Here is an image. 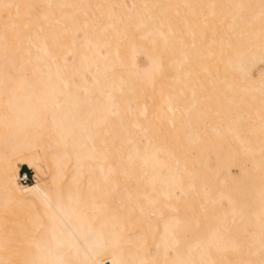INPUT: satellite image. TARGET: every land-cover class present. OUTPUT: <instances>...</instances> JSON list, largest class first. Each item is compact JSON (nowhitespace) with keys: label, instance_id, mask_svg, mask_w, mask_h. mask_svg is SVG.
<instances>
[{"label":"bare ground","instance_id":"bare-ground-1","mask_svg":"<svg viewBox=\"0 0 264 264\" xmlns=\"http://www.w3.org/2000/svg\"><path fill=\"white\" fill-rule=\"evenodd\" d=\"M213 2L154 0L146 5L143 0L133 13L134 24L142 26L141 32L153 45L147 48L138 41L128 45L127 82L119 71L111 70L115 63L109 58L108 41L98 34L78 46L74 36L60 40L67 31L61 26L42 36L28 27L17 26L10 35L0 28V110L10 117L0 116V178L4 182L0 213L12 206L25 216L16 224L23 228L15 232L20 237L18 246H12L0 263L165 264L167 258L169 264H220L217 251L236 247L238 231L248 228L253 243L264 250V184L252 188L245 182L264 178V154L256 142L241 145L249 150L241 157L220 156L222 146L216 141L195 146L196 138L184 129L193 116L195 120L206 117L207 106L195 99V114L186 112L178 126L171 115L179 108L169 101L168 121L176 126L173 137L167 133L160 138V128L153 124L159 122L158 115L155 122L144 125L132 120L137 113L129 100L136 95L134 86L160 84L164 67L158 51L154 52L160 37L172 51L184 34L199 42L212 27L219 36L212 47L181 46V52L190 54L186 58L192 57L190 66L203 64L207 71V58H202L211 51L225 53L226 35L243 36L237 23L217 24ZM231 5L236 11L242 2ZM256 6L249 20L254 38L258 36L254 28L264 15V7ZM1 11L8 13L3 7ZM178 23L176 28L183 34L173 31L172 25ZM113 33L120 37L117 29ZM260 44L264 52V36ZM233 47L236 59L229 65L254 81L246 86L241 78H234V85H224L227 92L218 105L226 117V131L238 137L240 127L229 117V105L236 103L238 90L250 97L257 91L264 93V73L249 74L257 62H264V56L247 46ZM112 52L116 62L121 61L118 49L113 47ZM119 90H124L122 98L115 94ZM138 112L144 116L147 108ZM21 164L36 171L32 182L19 181ZM216 164L236 168L238 178L225 175L220 186H213L206 172ZM193 199L200 202V216L193 210ZM257 207L263 212L261 223ZM236 222L238 229L231 231ZM148 229L157 234L151 241L154 248L146 239ZM223 256L235 257L231 251Z\"/></svg>","mask_w":264,"mask_h":264},{"label":"rangeland","instance_id":"rangeland-1","mask_svg":"<svg viewBox=\"0 0 264 264\" xmlns=\"http://www.w3.org/2000/svg\"><path fill=\"white\" fill-rule=\"evenodd\" d=\"M142 1L143 0H0V28L10 35L16 32L17 26L22 29H27L28 27L31 28L32 33L35 32L42 36L51 31H58L59 28H57V26H61L67 28V31L64 33L63 38L60 37V40L66 41L69 36H74L78 46L82 45L87 39L93 38L95 34H98L108 41L109 46L107 48L111 51L109 52V58L115 63L111 70L119 71L123 81L127 82L128 77L124 69L127 65L125 50L128 48V45L135 41L142 43L147 48L153 45L144 32H141L142 26H136L134 24L133 13H135L137 8L142 6ZM236 1L242 2V6L235 11L232 9L233 6L231 2ZM144 2H146V5H152L154 0H144ZM256 3L264 7V0H214L213 5L218 9V12H216V18L219 19L217 20V24L237 23L240 28V33L243 34V36H231L228 38L226 35L224 38L227 39L223 40V42L226 44L228 50L225 53L218 54L215 51H211L208 57L205 56L202 58V60H206L207 58V71L202 68L203 64L200 66H190L188 62L194 64L191 60L192 57L190 56L187 59L185 55L188 56L190 54L187 51L181 52V46L185 48H194L199 44V48L202 50L206 47H212L214 41L217 42L219 37L218 32L216 31L214 33L213 29H211L212 27L205 31L204 38L199 42L197 37L192 39L189 35L184 34L182 41L176 42L172 51H168L167 44L160 37L156 41V46L154 48V52L158 51L161 63L163 64L162 67H164L158 79L160 84L154 81L151 84L141 82L140 85L134 86L136 95L130 97L129 100L132 105V111H136L137 113L134 116L136 119L132 120L138 121L137 123L139 125H144L149 122H155L154 120L158 115L160 117L159 122L153 124H158L160 128L158 131L161 135L160 138L167 133L171 134L168 135V137H173V134L176 132V126H178L177 123L179 120L183 119L184 114L186 112L191 113V116L195 114L194 108H196V104L192 105V102H194L193 100L195 99L198 102L204 101L207 103L205 107L206 117L202 116L195 120V116H193L191 125L184 129L196 138V142L192 141L195 146L200 147L204 144H210L216 141L222 146L221 149H218L220 156H231V154H233L235 157H241L244 156V152L246 153L249 151L246 147L241 145L246 143L247 140H251L258 144L260 153L264 154V93L257 91L250 97L242 91L238 90L235 92L236 103L229 105L228 115L234 125L237 124L240 127L241 132L238 137L226 131L224 124L226 122V117L222 114L223 111L218 109V105L224 101V92H227L224 88L225 84L234 85V78H237V80L241 78L243 84L246 86H250L254 83V81L246 75L240 76L237 68H233L232 65H229L236 59L233 45L237 47L247 46L255 51L257 55L260 54V56H264V52L259 49L262 36H264V15L261 16V20L254 28L258 32L257 38H254L251 34L254 30L249 29V20L252 16V11L257 7ZM226 4L227 6L225 7ZM2 7L8 11L7 14L2 13ZM228 8L231 9V11L229 10L225 15L226 9ZM199 10L201 11V9ZM196 11L197 16H199L201 12H199L198 9H196ZM46 13L49 14L47 15ZM182 13L184 12L182 11ZM189 14L188 12L185 13L188 20H190ZM60 18H63V23L56 20ZM177 26H180V23L172 25L173 31L175 33H182L181 28L177 29ZM113 29H117L120 37H117L113 33ZM16 34L19 36L18 32ZM113 47L117 48L122 54L121 61L119 62H116V58L112 52ZM56 51L57 53L59 52L57 49ZM98 57L101 58L102 55H98ZM254 67L249 71L250 75L256 76L258 71L264 73V62L259 61ZM122 93H124V90L123 92L122 90L115 92L119 98H122ZM131 94L130 92L129 95L131 96ZM169 101H171L172 105H176L179 108V111L175 112L179 115L170 114L168 110ZM143 106L147 108V114L144 116L138 112ZM52 107H55V105ZM170 115L173 116V121L176 126L169 123L168 120ZM0 116L3 120H8L10 118H6L4 112L1 110ZM129 118H131V115ZM181 127L182 125L179 128ZM130 128L132 130L135 129L131 125ZM186 140L187 139L184 141ZM114 151L116 152L115 149ZM262 167L264 168V166ZM20 168L21 170L28 171L33 179L35 178L34 174H36V171L33 168L30 169L25 164H21ZM233 170H231L230 167L221 168L219 164H216L213 170L207 171L206 173L212 185L218 187L222 184L221 182L225 175L229 178H238L239 171L236 168ZM32 181L33 180H31V182ZM245 182L253 188L254 184H264V178L260 180L250 179ZM1 184H4L2 178H0V188ZM191 205L193 210H196L200 216L202 211L199 200L193 199ZM6 210L8 211L0 213V243L2 244L0 247V260L2 261L5 259L6 255L10 253L12 246H18L17 240L20 239V237H18L15 232H21L23 228L16 224L25 217L22 213H17V210H13L12 206H8ZM254 210L258 222L261 223L260 219L263 218V212H261L258 207L254 208ZM225 211V213L228 214V211ZM206 216L207 215L204 214L203 217ZM236 224L237 222L231 227V231L238 229ZM147 234L146 239L150 245L149 248H154L155 245L152 244L151 241L157 238L156 231L152 234V230L148 229ZM237 234L239 236L237 240L239 244L236 247L226 250L222 248L217 251L218 263H264V250L259 249L258 245L253 243L252 240L254 237L252 229L240 230ZM227 251L234 253L235 257L233 260L224 258L223 255ZM0 264H2V262ZM8 264H11V262ZM165 264H169L167 258L165 259Z\"/></svg>","mask_w":264,"mask_h":264},{"label":"built area","instance_id":"built-area-1","mask_svg":"<svg viewBox=\"0 0 264 264\" xmlns=\"http://www.w3.org/2000/svg\"><path fill=\"white\" fill-rule=\"evenodd\" d=\"M33 178L29 175V172L26 170H21L19 171V181L21 183L27 184L30 183Z\"/></svg>","mask_w":264,"mask_h":264}]
</instances>
